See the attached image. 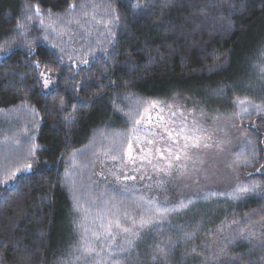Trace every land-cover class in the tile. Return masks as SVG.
Here are the masks:
<instances>
[{
    "label": "trees",
    "instance_id": "1",
    "mask_svg": "<svg viewBox=\"0 0 264 264\" xmlns=\"http://www.w3.org/2000/svg\"><path fill=\"white\" fill-rule=\"evenodd\" d=\"M4 48L0 264H264L240 235L264 217V0H0ZM238 99L260 108L237 118ZM178 100L232 115L209 158L142 128Z\"/></svg>",
    "mask_w": 264,
    "mask_h": 264
},
{
    "label": "rangeland",
    "instance_id": "2",
    "mask_svg": "<svg viewBox=\"0 0 264 264\" xmlns=\"http://www.w3.org/2000/svg\"><path fill=\"white\" fill-rule=\"evenodd\" d=\"M262 59L264 60V56ZM175 104L167 106V109H162L160 112L151 109L146 110L142 114V128L151 129L153 139H156V135L165 138L170 147L175 149L176 158L179 155L190 161L198 159L196 158V152H191L193 149H196L199 155L201 153L202 158H209V155H205L206 149L213 146V143L216 142V138L219 136L222 127V120L223 123H227L226 129L230 130V127L234 123L232 115L229 114L226 116V119L219 120L215 117L218 114L209 115L203 113L188 105L186 101L178 100ZM254 104L245 103L244 105H239L236 101V103L234 102L235 108L232 112L239 118L252 112L256 108L253 107ZM242 108H246L247 111H242ZM161 112L162 114L159 116ZM19 113L20 122L18 120V124L16 125L22 129V134L20 135L21 137L18 136L20 140L16 141V144L22 147L23 143L27 141L31 142L30 132L33 126L30 112ZM30 142L27 144V148L30 147ZM17 145L14 150L18 148ZM242 232L252 244L262 243L261 239L264 241V217H259L258 221L249 222Z\"/></svg>",
    "mask_w": 264,
    "mask_h": 264
},
{
    "label": "snow or ice",
    "instance_id": "3",
    "mask_svg": "<svg viewBox=\"0 0 264 264\" xmlns=\"http://www.w3.org/2000/svg\"><path fill=\"white\" fill-rule=\"evenodd\" d=\"M135 7V5H133ZM29 7V11L31 10V6H28ZM35 15L36 16H39L40 15V9L39 7L37 6L36 9H35ZM23 19H27L29 22H31L32 20V16L31 15H28L27 13L25 14L24 18ZM116 19H119V17H116ZM41 25H43L44 21L41 20L40 21ZM17 29L19 30L20 34L23 35L24 32H26L28 29H27V25L26 23L24 22H18L17 25H16ZM7 49L4 48V49H0V52H2L4 55H7ZM85 63H87V61H85ZM38 66V65H37ZM43 76V73L40 74V77H37V79H40L41 77ZM52 83L51 80H44V88H47L49 86V84ZM155 102H153L154 104ZM237 103L239 105H244L245 103H251L250 101H247V100H237ZM253 107H256L258 110L260 108V106H256V105H253ZM242 111H247L246 108H242ZM127 115L131 118L132 116V113H127ZM67 119V118H66ZM140 121L139 120H136L135 121V124H139ZM38 146L36 145H33L30 149H29V154L33 157V159H35V149L37 148ZM129 148H131V145H129ZM253 155H255L253 153ZM177 159H179V156H177ZM247 162V161H245ZM32 170V165L31 164H27L25 166L24 169H21L20 171H31ZM257 171H261V169H257ZM16 177L13 176V179H15ZM261 186L258 184V183H253L251 185H243V186H240L236 189V192L240 193V194H246V193H250V192H253L255 191L256 189H259ZM262 191H264V189H262ZM190 203V201H189ZM187 205L183 202L180 203L179 207L180 208H183V207H186ZM173 210H176V209H173ZM163 211H167V209H164ZM148 223H150V221H141V227H145ZM117 227H119V223L117 222ZM124 232H129L130 230L125 228L123 229ZM241 236L244 235L243 232L240 233ZM131 244V242H129V245ZM262 246H264V241H262ZM81 247L83 248V251L84 253L87 255V254H90L94 251V249H91L90 247H88L87 243L85 244H82ZM157 251L160 252L161 254L164 253V249L162 248H159V246H157ZM193 252H195V249H193ZM221 254L224 253V249H221L220 250ZM155 258V257H154Z\"/></svg>",
    "mask_w": 264,
    "mask_h": 264
}]
</instances>
